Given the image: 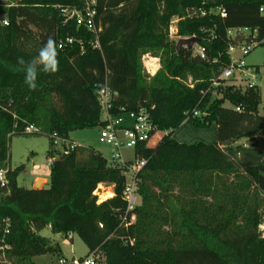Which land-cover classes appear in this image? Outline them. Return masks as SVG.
<instances>
[{"label": "trees", "instance_id": "obj_1", "mask_svg": "<svg viewBox=\"0 0 264 264\" xmlns=\"http://www.w3.org/2000/svg\"><path fill=\"white\" fill-rule=\"evenodd\" d=\"M262 5L264 0H97L102 31L95 47L94 33L63 13L82 8V0L0 3V170H8L7 184L0 181V264H37L36 256L62 252L59 242L39 233L46 227L64 237L78 233L89 253L101 255L99 264H264V164L242 166L230 154L241 139L264 151L261 88L237 89L219 79L231 61L230 44L253 37L233 39L230 28L250 27L264 39ZM218 6L227 17H185L191 8ZM175 16L185 17L178 36L198 37L208 59L177 48L170 36ZM49 37L59 70L38 73L37 88L30 90L25 73L17 71L18 58L31 60ZM146 54L160 60L153 75L146 72ZM104 88L113 92L111 114L147 109L157 127L136 147L148 162L140 174L136 221L128 226L123 171L92 147L77 145L65 154L53 144L55 132L69 138L70 131L107 125L99 98ZM207 106L206 115L193 116ZM188 118L196 127L216 122L217 141L175 139L173 131ZM31 124L38 132L25 133ZM20 134L50 137L48 156L57 158L49 187L19 184L24 166L12 168L10 145ZM101 183L114 185L115 195L111 191L113 197L99 203Z\"/></svg>", "mask_w": 264, "mask_h": 264}, {"label": "built area", "instance_id": "obj_2", "mask_svg": "<svg viewBox=\"0 0 264 264\" xmlns=\"http://www.w3.org/2000/svg\"><path fill=\"white\" fill-rule=\"evenodd\" d=\"M82 8H65L63 13L66 16V20L75 18L79 26H84L88 30L94 33L96 36L95 47H100L99 35L102 31L101 21L97 18V0H82ZM259 12L264 16V5L260 6ZM209 13H216L222 17H227L228 12L224 6H218L209 11L200 8H191L185 17H203ZM185 17L175 16L171 20L170 24V36L172 39L179 40L181 37L178 36V22L180 19ZM4 24H8L6 18L2 19ZM228 34L233 38H237L239 35L249 36L253 34L250 41L241 43L230 44L229 54L231 55V61L221 69L219 79L225 81V83L235 86L237 89L253 88L258 84L259 70L257 67H252L246 64L243 57L250 53L254 47L264 43V39L259 40L256 37L257 30H252L250 27H238L230 28ZM195 36V35H194ZM193 37V36H191ZM196 37V36H195ZM190 38V37H186ZM70 43L73 42L72 38L67 39ZM63 43L59 44L62 47ZM187 48V47H186ZM195 54L199 55L202 59H208L206 47L200 45L198 42L194 48ZM239 50L243 57H236L235 52ZM194 50H192L193 52ZM145 67L152 75L158 69L159 58L146 54L143 57ZM220 82L214 81L213 86H218ZM193 86V84H191ZM113 92L109 88H104L100 91L99 98L105 112V118L107 125L99 128V139L101 142L106 143L112 147V155L108 158V163L112 167L120 168L123 174L127 177L125 188L123 191V198L127 203L126 215L123 218L125 225L132 224L136 221L135 209L141 203L140 195V174L143 168L146 166L148 159L142 158L136 153L137 145L149 141L154 131L157 130L156 125L153 122L151 113L147 109H141L139 111H125L120 114L114 115L109 112L111 107V99ZM241 110L240 107L236 108ZM208 113V106L205 109L195 108L193 110V116L206 115ZM38 128L35 125H28L24 132L35 133L38 132ZM167 133V131H165ZM53 144L55 148L60 147V150L65 154H68L70 150L75 149L79 144L72 141L71 139L61 136L57 132L53 133ZM124 149H132L133 156L126 158L123 154ZM57 156L48 157V165L51 167ZM7 171L6 169L0 170V181L1 185L7 184ZM106 185L104 183L99 184L96 194L100 198L101 192L106 191ZM113 195H115V186L112 188ZM113 197V196H111ZM109 197V198H111ZM101 201L108 199L100 198ZM99 201V202H101ZM259 231L264 237V214L262 222L259 226ZM74 239V234L69 233L65 237V242L70 243ZM101 255L92 253L89 256L68 259L66 256L60 258L62 264H99Z\"/></svg>", "mask_w": 264, "mask_h": 264}, {"label": "rangeland", "instance_id": "obj_3", "mask_svg": "<svg viewBox=\"0 0 264 264\" xmlns=\"http://www.w3.org/2000/svg\"><path fill=\"white\" fill-rule=\"evenodd\" d=\"M6 0H0V3ZM4 17H1L3 19ZM193 54H195V49H193ZM152 56V55H151ZM236 57H243L242 53L237 50L235 52ZM247 65L259 68V80L258 84L261 88L262 93V103L260 106V112L264 111V44H259L253 48V50L243 57ZM160 60L158 61V68L160 67ZM146 72L147 69H146ZM149 73V72H148ZM152 75L151 73H149ZM228 105V102H226ZM102 117L105 118V112L103 111ZM173 137L180 142L194 143L198 141H203L209 144H213L217 141V124L213 122L208 127H196L193 124V120L188 118L184 123L173 131ZM69 139H73L76 143L85 147H92L96 151L102 153L107 159L112 155V147L106 143H103L99 139V127H92L86 129H76L69 132ZM249 141V140H248ZM250 144V141L248 142ZM241 147V146H240ZM51 148V139L45 134H20L14 135L11 140L10 145V164L12 168H16L20 165L24 166V170L18 177V182L21 186L27 188H35V174H41L45 178L50 180V166L48 165V151ZM60 148V147H58ZM252 150H257L253 148H243L244 157L248 160L253 161L251 155ZM61 152V150H58ZM259 152V151H257ZM263 152V150H262ZM260 153V152H259ZM123 154L126 158H131L133 156L132 149H124ZM262 154V153H261ZM258 162H253L249 165H257ZM38 171V172H37ZM48 183H44L40 180L37 187H49ZM111 188L113 185H106V191L101 192L102 196H105L108 192L109 196L111 194ZM108 196V197H109ZM114 196V195H113ZM105 198V197H100ZM99 198V201L101 199ZM41 235L52 239L53 241L59 242L62 248V252L58 253H48L34 258L37 264H62L60 258L65 255L68 259L74 257H85L91 255L89 249L78 233H74V239L70 243L65 242V237L59 234H54L50 227H46L39 232ZM100 261V260H99ZM67 264H71L70 262Z\"/></svg>", "mask_w": 264, "mask_h": 264}, {"label": "clouds", "instance_id": "obj_4", "mask_svg": "<svg viewBox=\"0 0 264 264\" xmlns=\"http://www.w3.org/2000/svg\"><path fill=\"white\" fill-rule=\"evenodd\" d=\"M58 51L55 40L49 37L38 54L29 61L18 58L17 71L25 73L24 82L30 90H36L38 73L54 74L59 70Z\"/></svg>", "mask_w": 264, "mask_h": 264}, {"label": "crops", "instance_id": "obj_5", "mask_svg": "<svg viewBox=\"0 0 264 264\" xmlns=\"http://www.w3.org/2000/svg\"><path fill=\"white\" fill-rule=\"evenodd\" d=\"M248 142H249L248 139H241V140H238V141L232 143V149L230 150V154L232 155V157L238 163H240V165H242V166H248L249 164H252L253 162H258V164H264V151L262 152V150H260V149H258L256 147H253L251 145V143L249 144ZM243 148H246V150H249V148L257 149V150H252L251 153H249V155L253 156L252 157L253 161H245V160H248V159L246 157H244L245 155H244V152L242 151ZM59 149L60 148H57V150H59ZM257 151H259L260 153L257 152ZM50 173H51V169H50ZM50 173H49V175H50ZM40 180H42L45 184L50 181V180H48V178H45L41 174H35V187H37V184H38V182ZM111 191H112V188H111ZM109 193L110 192H108V194L105 193L106 195L102 196V197H105V198L107 197L108 198ZM54 242H56V241H54ZM63 256H65V255H63Z\"/></svg>", "mask_w": 264, "mask_h": 264}, {"label": "water", "instance_id": "obj_6", "mask_svg": "<svg viewBox=\"0 0 264 264\" xmlns=\"http://www.w3.org/2000/svg\"><path fill=\"white\" fill-rule=\"evenodd\" d=\"M199 42V38L198 37H190V38H185V37H181L178 41H177V48L179 50L182 49V47H187L189 50H193L195 44H197ZM102 202V201H101ZM100 203V202H99Z\"/></svg>", "mask_w": 264, "mask_h": 264}, {"label": "bare ground", "instance_id": "obj_7", "mask_svg": "<svg viewBox=\"0 0 264 264\" xmlns=\"http://www.w3.org/2000/svg\"><path fill=\"white\" fill-rule=\"evenodd\" d=\"M105 192V191H104ZM100 197H102V194H100Z\"/></svg>", "mask_w": 264, "mask_h": 264}]
</instances>
